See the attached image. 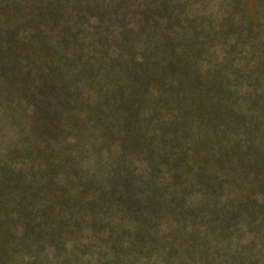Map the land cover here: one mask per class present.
I'll use <instances>...</instances> for the list:
<instances>
[{"label":"trees","instance_id":"trees-1","mask_svg":"<svg viewBox=\"0 0 264 264\" xmlns=\"http://www.w3.org/2000/svg\"><path fill=\"white\" fill-rule=\"evenodd\" d=\"M0 0V264H264V9Z\"/></svg>","mask_w":264,"mask_h":264},{"label":"rangeland","instance_id":"rangeland-1","mask_svg":"<svg viewBox=\"0 0 264 264\" xmlns=\"http://www.w3.org/2000/svg\"><path fill=\"white\" fill-rule=\"evenodd\" d=\"M188 1H189V3H187L188 8H192V10L203 9L207 11H219L222 9L221 7H225L227 3H231L230 0H188ZM255 4L258 7V9H260V7L264 9V0H256Z\"/></svg>","mask_w":264,"mask_h":264}]
</instances>
